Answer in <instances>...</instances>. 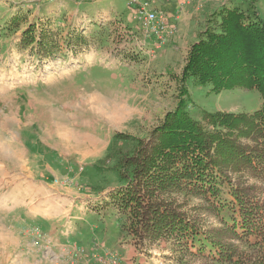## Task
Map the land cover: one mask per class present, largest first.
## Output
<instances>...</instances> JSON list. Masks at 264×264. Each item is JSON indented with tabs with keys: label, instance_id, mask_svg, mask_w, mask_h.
<instances>
[{
	"label": "rangeland",
	"instance_id": "obj_1",
	"mask_svg": "<svg viewBox=\"0 0 264 264\" xmlns=\"http://www.w3.org/2000/svg\"><path fill=\"white\" fill-rule=\"evenodd\" d=\"M226 1L185 0L176 12L185 5L190 7L186 14L194 12L191 19L198 24L196 41L204 25L219 24L213 12ZM168 2L161 0L153 6L172 26L170 19L175 14L173 4ZM198 2H206V6L196 9ZM131 6L129 0H0V163H11L9 166L17 170L24 162L29 165L34 161L33 152L20 141L31 142L35 135L58 149L64 160L79 162V192L108 198L98 204L90 199L87 203L89 209L98 206L103 211L88 225L98 222L100 226L92 233L107 247L114 245L119 224L127 223L125 214L117 216L116 203L109 196L116 178L109 169L113 161L106 162L104 157L115 144L124 146L123 140L115 143L114 134L126 140L147 138L176 108L182 87L188 91L187 107L195 119H199L201 110L252 113L262 105L256 89L234 87L214 93L209 85H200L192 77L182 78L195 41H186L174 26L161 43L142 28ZM255 7L264 18V0H255ZM197 24L192 22L191 30L185 27V31L192 35L197 32ZM29 25H34L35 37L43 34L53 38L57 46L48 54L31 48L33 44L20 46L22 32ZM60 34L66 39L58 45ZM230 177L259 186L264 204V182L247 171L241 176L231 172ZM166 195L201 229L220 224L198 195L186 191H168ZM118 239L131 244L123 252L130 260L137 249L147 256L157 243H168L163 250L176 252L179 264H227L179 250L171 239L150 243L128 232L120 233ZM236 243L250 254L247 259L264 264V248L254 251ZM123 254L119 252L121 257ZM49 260L54 259L50 256ZM64 261L77 264L71 255H65Z\"/></svg>",
	"mask_w": 264,
	"mask_h": 264
},
{
	"label": "trees",
	"instance_id": "obj_2",
	"mask_svg": "<svg viewBox=\"0 0 264 264\" xmlns=\"http://www.w3.org/2000/svg\"><path fill=\"white\" fill-rule=\"evenodd\" d=\"M213 14L219 24L202 27L182 78L192 77L214 93L234 87L256 89L261 108L252 113L201 110L195 119L182 87L176 108L147 138L126 140L114 134L115 143L123 140L124 146L114 143L104 157L113 161L109 169L116 178L109 196L117 212L126 216L122 234L150 243L171 239L179 250L213 263L254 264L236 242L254 251L264 248L261 190L239 177L233 180L230 173L241 176L247 171L264 182V18L255 0H228ZM33 32L34 25H29L19 45L33 44L31 48L47 54L57 46L53 38L35 37ZM59 39L61 45L66 35ZM168 191L198 195L220 224L201 229L176 209Z\"/></svg>",
	"mask_w": 264,
	"mask_h": 264
},
{
	"label": "crops",
	"instance_id": "obj_3",
	"mask_svg": "<svg viewBox=\"0 0 264 264\" xmlns=\"http://www.w3.org/2000/svg\"><path fill=\"white\" fill-rule=\"evenodd\" d=\"M181 3L184 4L185 0H169L168 4H173L172 12L175 14L170 24L177 26L182 38L192 42L198 33V24L191 19L194 13L192 10L190 15L186 14L187 5L176 12ZM204 6L206 2H198L195 8L201 9ZM192 22L197 24L194 30L197 32L190 35L185 27L191 30ZM168 36L166 33L165 39ZM47 111L51 109L47 107ZM34 138L31 142L20 141L24 148L29 145L33 152L31 160L34 161L28 162L29 165L24 162L17 170L9 166L11 163H0V264H66L64 256L71 255L77 245L98 256L111 250L121 255L126 252L131 244H124L118 239L120 232L114 236V245L107 247L104 240L100 241L92 233L100 226L98 222L88 225L91 219L101 217L103 212L98 206L89 209V199L98 204L108 199L107 196L102 200L79 192L77 178L82 169L79 162L64 160L61 152L50 143L40 141L38 135ZM117 216L120 214L117 213ZM34 226H38L42 232L39 245L36 246L31 231ZM157 245L148 250L150 254L147 256L138 249L134 251L131 260L123 254L120 264H179L176 252L163 250L168 247V243L167 246ZM50 256L54 260H49Z\"/></svg>",
	"mask_w": 264,
	"mask_h": 264
},
{
	"label": "built area",
	"instance_id": "obj_4",
	"mask_svg": "<svg viewBox=\"0 0 264 264\" xmlns=\"http://www.w3.org/2000/svg\"><path fill=\"white\" fill-rule=\"evenodd\" d=\"M159 1L161 0H129V3L132 5L136 18L147 34L155 35L159 41H163L165 39L163 35L166 33L170 34L174 26L168 25L165 20L161 19L162 16L159 11L153 6L154 3ZM31 231L35 236L33 243L35 245L39 244L42 232L38 226H34ZM71 258L77 264H119L120 259H122L119 252L114 250L98 256L78 245L74 248Z\"/></svg>",
	"mask_w": 264,
	"mask_h": 264
}]
</instances>
